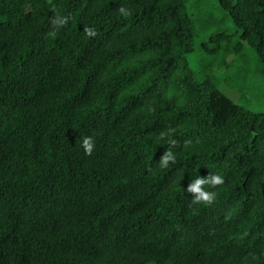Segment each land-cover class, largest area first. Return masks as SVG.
Listing matches in <instances>:
<instances>
[{
    "label": "trees",
    "instance_id": "trees-1",
    "mask_svg": "<svg viewBox=\"0 0 264 264\" xmlns=\"http://www.w3.org/2000/svg\"><path fill=\"white\" fill-rule=\"evenodd\" d=\"M55 3L53 40L48 0H0V264H264V112L189 67L185 0ZM218 4L264 63V0ZM167 127L177 163L159 169ZM213 172L215 201L191 205Z\"/></svg>",
    "mask_w": 264,
    "mask_h": 264
},
{
    "label": "rangeland",
    "instance_id": "rangeland-1",
    "mask_svg": "<svg viewBox=\"0 0 264 264\" xmlns=\"http://www.w3.org/2000/svg\"><path fill=\"white\" fill-rule=\"evenodd\" d=\"M185 2L195 26L194 50L187 55L189 67L199 79L211 78L238 104L264 112V63L255 50L246 43L239 46L240 32L218 0ZM217 40L221 50L208 52L204 44L215 47Z\"/></svg>",
    "mask_w": 264,
    "mask_h": 264
},
{
    "label": "clouds",
    "instance_id": "clouds-1",
    "mask_svg": "<svg viewBox=\"0 0 264 264\" xmlns=\"http://www.w3.org/2000/svg\"><path fill=\"white\" fill-rule=\"evenodd\" d=\"M48 5L52 11V15L49 17L50 29L46 33V37L50 39H56L60 29L64 28L69 23V18L66 15L61 14L58 10L55 0H48ZM120 17H129L133 13V9L125 6L123 3L119 4L118 9L115 10ZM83 33L85 39L91 40L98 36V29L94 24H85L83 27ZM148 111H154L152 106L148 107ZM176 128L167 127L160 130L158 133H154L157 142L162 145H167L166 151L155 162V167L159 169H169L177 163V153L174 151L175 146L179 143L176 137ZM81 147L84 150L85 155L91 156L96 148V141L93 136L83 135L80 138ZM192 141L185 140V146L190 145ZM150 171L154 170L152 164L148 165ZM183 178V177H182ZM225 182V178L220 173H209L206 177H202L199 174L192 178L191 182L184 191L191 193L190 199L191 205H211L216 197L217 192L214 189L218 185H222Z\"/></svg>",
    "mask_w": 264,
    "mask_h": 264
}]
</instances>
